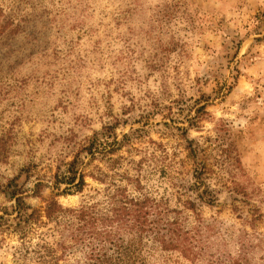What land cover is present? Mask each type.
Listing matches in <instances>:
<instances>
[{
  "label": "rangeland",
  "instance_id": "rangeland-1",
  "mask_svg": "<svg viewBox=\"0 0 264 264\" xmlns=\"http://www.w3.org/2000/svg\"><path fill=\"white\" fill-rule=\"evenodd\" d=\"M106 127L100 152H81L83 188H54ZM22 168L40 209L50 197L105 206L113 183L181 210L186 228L213 225L203 257L144 239L133 264H207L236 256L239 238L264 264V0H0V214ZM199 168L212 204L191 187ZM57 227L0 231V264H84L82 247H58Z\"/></svg>",
  "mask_w": 264,
  "mask_h": 264
},
{
  "label": "trees",
  "instance_id": "trees-1",
  "mask_svg": "<svg viewBox=\"0 0 264 264\" xmlns=\"http://www.w3.org/2000/svg\"><path fill=\"white\" fill-rule=\"evenodd\" d=\"M110 131L111 127H106L102 132H93L81 150L66 163L65 170L54 174L52 180L54 188L60 183L67 185L66 190L83 188L86 174L84 168H81L83 164L81 152L94 158L103 146L102 139L109 137ZM116 141L114 138V143ZM112 149L109 148L110 151ZM193 152L195 150L192 149L191 153ZM199 169L194 172L195 179L191 187L198 191L197 199L212 204L216 199L214 190L210 189L202 178L205 168H202L203 172L201 168ZM23 171L28 178V168H22L20 173L9 179L2 188L5 197L13 203L5 207L3 214H0V231L14 232L23 239L34 228L46 223L62 224L61 229L56 228L62 237L57 242L58 247L64 251L74 246L82 247L84 264H133L137 260L141 261L138 256L144 239L158 244L163 250H177L189 260L203 257L207 252L205 238L213 231L211 223L199 221L192 229L186 228L181 210L170 208L165 202L151 198L148 194L139 191L140 194L137 196L130 195L125 187L112 183V187L105 194V206L95 201L84 203L78 208H64L54 197H50L40 209L25 200L24 182L18 181ZM40 179L33 184L32 196L39 197L42 188L46 187V183ZM184 203L185 208L195 209L194 200L189 198ZM62 218L66 221L62 222L64 220ZM65 231L68 232V238L64 234ZM124 234L128 237L124 238ZM238 242L241 246L236 256H220L215 260L209 258L207 264H249L245 256L244 240L239 238ZM195 248L199 250L196 251Z\"/></svg>",
  "mask_w": 264,
  "mask_h": 264
}]
</instances>
